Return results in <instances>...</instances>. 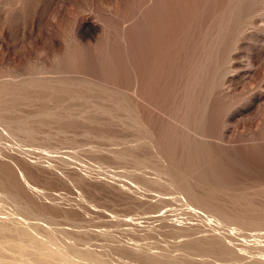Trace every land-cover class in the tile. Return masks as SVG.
<instances>
[{
    "label": "rangeland",
    "instance_id": "rangeland-1",
    "mask_svg": "<svg viewBox=\"0 0 264 264\" xmlns=\"http://www.w3.org/2000/svg\"><path fill=\"white\" fill-rule=\"evenodd\" d=\"M0 253L264 264V0H0Z\"/></svg>",
    "mask_w": 264,
    "mask_h": 264
},
{
    "label": "bare ground",
    "instance_id": "bare-ground-1",
    "mask_svg": "<svg viewBox=\"0 0 264 264\" xmlns=\"http://www.w3.org/2000/svg\"><path fill=\"white\" fill-rule=\"evenodd\" d=\"M2 210V209H1ZM5 212V211H4ZM12 221V220H11ZM3 224V223H2ZM18 225V224H17ZM6 226V225H5ZM9 226V225H8ZM2 227V226H1ZM5 228V227H4ZM35 233V232H34ZM19 237V236H18ZM40 238V237H39ZM41 239V238H40ZM51 240V239H50ZM61 245V244H60ZM23 246V245H22ZM25 246V245H24ZM59 246V245H58ZM26 248V247H24ZM31 248V247H30ZM57 248V247H56ZM55 248L52 247H47L46 245L43 244H39V250H38V256L42 259L46 258V259H50L51 256H54L55 252L58 253V251L54 250ZM65 249V248H64ZM10 250V249H9ZM72 250V249H71ZM68 252V251H66ZM78 251H76V254ZM87 253V252H86ZM1 254V253H0ZM23 254V253H22ZM33 254V253H32ZM25 255V254H24ZM68 255V254H67ZM34 258V257H33ZM69 258V257H68ZM83 258V257H82ZM88 258V257H86ZM92 258V257H90ZM30 259V258H29ZM58 261L56 262V264H74L72 263L69 259L62 257L60 254H58ZM85 259V257H84ZM35 260V259H34ZM51 261V260H50ZM53 261V260H52ZM98 261V260H96ZM14 262V261H13ZM99 262V261H98ZM105 263V262H103ZM24 264H29V263H24ZM106 264V263H105Z\"/></svg>",
    "mask_w": 264,
    "mask_h": 264
}]
</instances>
